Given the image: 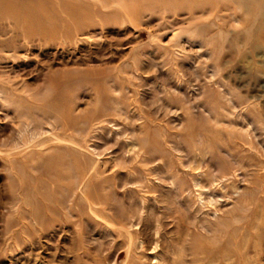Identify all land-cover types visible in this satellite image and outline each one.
<instances>
[{
  "label": "rangeland",
  "instance_id": "1",
  "mask_svg": "<svg viewBox=\"0 0 264 264\" xmlns=\"http://www.w3.org/2000/svg\"><path fill=\"white\" fill-rule=\"evenodd\" d=\"M0 264H264V0H0Z\"/></svg>",
  "mask_w": 264,
  "mask_h": 264
}]
</instances>
